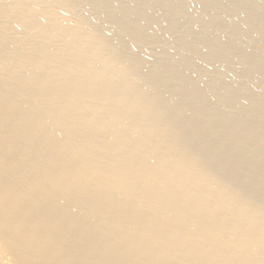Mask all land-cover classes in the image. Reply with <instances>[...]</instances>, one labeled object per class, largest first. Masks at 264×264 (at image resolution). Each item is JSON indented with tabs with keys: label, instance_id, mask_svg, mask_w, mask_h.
I'll return each mask as SVG.
<instances>
[{
	"label": "bare ground",
	"instance_id": "6f19581e",
	"mask_svg": "<svg viewBox=\"0 0 264 264\" xmlns=\"http://www.w3.org/2000/svg\"><path fill=\"white\" fill-rule=\"evenodd\" d=\"M100 1L0 0V264H264V0Z\"/></svg>",
	"mask_w": 264,
	"mask_h": 264
},
{
	"label": "rangeland",
	"instance_id": "374dc122",
	"mask_svg": "<svg viewBox=\"0 0 264 264\" xmlns=\"http://www.w3.org/2000/svg\"><path fill=\"white\" fill-rule=\"evenodd\" d=\"M82 1L84 2V0H82ZM85 1H86V0H85ZM102 1H104V2H102ZM129 1H131V0H129ZM132 1H133V0H132ZM132 1H131V2H132ZM138 1H139V0H138ZM100 2L105 3L106 1H105V0H101ZM107 3H108V1H107ZM114 3H116V2H114ZM140 3H141V4H140ZM111 4H113V3L111 2ZM139 4H140V5H139ZM137 6L140 7V8H142V7H143V2H138ZM156 6H157V5H156ZM156 6H155V8H154V6H153V9H155V11L159 10V9H156ZM151 7H152V6H151ZM151 7H150V8H151ZM159 7H161V6L158 5L157 8H159ZM80 9H81V8H80ZM80 9H79V7H77V9H75V10L73 11L72 15H76V14H77L76 16H73V17H77V16L79 17V15H81V14L84 12L83 9H82V10H80ZM125 9H126V10H125ZM125 9H124L125 12H129V10H130L131 8L128 9V6H127ZM127 9H128V11H127ZM142 9H143V8H142ZM142 9H141V10H142ZM147 10L149 11L150 9L148 8ZM184 10H185V9H184ZM184 10H182V11L180 10V11H181V12H184ZM76 11H77V12H76ZM79 11H80L81 13H80ZM89 11H90V12H89ZM89 11H88V10L86 11V15H87V17H86V23H85V22L83 23L84 28H86V27L88 26L87 24H91L92 21H94V19L92 20L91 17H94V16H95V15H94V14H95V11H94V12H93V10H89ZM130 11H131V10H130ZM151 11H152V13H153V14H152V17L156 18L155 15H154L155 11H154V10H151ZM153 11H154V12H153ZM75 12H76V13H75ZM92 12H93V13H92ZM181 12H180V13H181ZM79 13H80V14H79ZM89 13H91V15L93 14L94 16L89 15ZM119 13L121 14V12H119ZM123 13H124V12H123V10H122V14H123ZM129 13H130V12H129ZM149 13H150V12H149ZM124 14H127V13H124ZM124 14H123V15H124ZM139 14H140V13H139ZM139 14H138V16H139ZM175 14H176V13H175ZM175 14L172 13L171 15H172V16H173V15L175 16ZM153 15H154V16H153ZM171 15L167 17L166 21H168V22H166V23L164 24L165 27L167 26L166 24H168V27H166L167 29H169V28L171 27V24H170V26H169V23H171L172 20L174 21V19H173L174 16L172 17ZM224 16H226V14H225ZM224 16H223V17H224ZM89 17H90L91 19H90ZM152 17H151V23H152ZM175 17H177V16H175ZM175 17H174V18H175ZM223 17L220 19V20H222V21L220 22L219 25H221V23H223L224 20H226V19L228 20L230 16H226V18H225V17L223 18ZM227 17H228V18H227ZM87 18H88V19H87ZM154 18H153V20H154ZM170 18H171L172 20H170ZM175 20H176V18H175ZM227 20H226V21H227ZM247 20H249V19H246V21H245L246 24H247ZM88 21H91V22L87 23ZM155 21H156V19H155ZM169 21H170V22H169ZM173 21H172V26L176 27V25H178V26L176 27V29H177L178 31L181 30L180 33L178 32L179 37H180V34H181V32H182L184 38L182 39V36H181V39H182V41L185 40V39H186V38H185V37H186L185 34H187V33H186V32H187L186 29H187V28H190V25H191V28H193V26H192L193 24H191L190 22H189V23H186V22L184 21V22H178V24L175 25V23H177V22L174 23ZM243 22H244V21H243ZM153 23H154V22H153ZM179 23H180V26H179ZM181 23H182V24H181ZM183 23H184V24L186 23V26H187V24H188V25L190 24V25H189L188 27H183ZM173 24H174V25H173ZM243 24H245V23H243ZM243 24H242V22H241V24H240V28H243V27H244ZM181 25H182V28H184L186 31L183 30L182 28L180 29ZM242 25H243V26H242ZM241 26H242V27H241ZM88 27H89V26H88ZM178 27H179V28H178ZM191 28H190L189 30H191ZM179 29H180V30H179ZM165 30H166V29H165ZM189 30H188V31H189ZM183 31H184V32H183ZM182 34H181V35H182ZM114 36L117 38V35H116V34H114ZM115 37H114V39H116ZM175 37H176V38H175ZM175 37H174L173 39H175L176 41H177V39H179V40H180L179 42H181V39H180L179 37H177V35H176ZM199 37H201V36L199 35V36L197 37V35H196V36H195V39L197 40V38H198V40H199V39H200ZM192 39H194V37H193ZM192 39H190L191 42H192ZM195 39H194V40H195ZM175 40H174L173 42H176ZM194 40H193V41H194ZM196 40H195V41H196ZM198 40H197V41H198ZM195 41L193 42V44H192L190 41H189V43H191L192 45H196L198 42L196 41V42H197V43H196ZM199 41L201 42V40H199ZM177 42H178V41H177ZM194 43H196V44H194ZM228 43H229V45H228ZM228 43L224 45L225 47L228 45L226 48H228V47L230 46L231 41L228 42ZM198 44H199V43H198ZM198 44H197V45H198ZM233 44H234V42L231 43V46H230V47L234 49V46H232ZM234 45H235V44H234ZM159 46H160V47H159ZM161 46H163V49H162ZM136 47H137V46L132 47V48H133L134 50H138V49H136ZM164 47H165V48H164ZM166 47H167V45H166V46H165V45H158V47H157V46H156V48L154 47L156 50L154 49L155 51H153L152 53H153V54H154V52H155V54L158 53V52H159L158 49H160V48H161V49H160V53H163L162 51L165 50V49L167 50V48H168V51H169V47H167V48H166ZM138 48H139V47H138ZM224 49H225V48H224ZM161 50H162V51H161ZM166 50H165L164 52H166ZM228 50H230V49H228ZM148 51H152V50H148ZM148 51H147V53L150 54V52H148ZM231 51H232V50H231ZM147 53H146V54H147ZM235 55H236V54H235ZM235 55L233 54V56H234L233 58H236V57H237V56L235 57ZM150 56H151V54H150ZM236 59H238V58H236ZM210 63H211V62H210ZM207 64H208V65H206L207 68L211 67V69H213V67H214V69H215V67L217 66V64H216L215 66H213V63H211V64L207 63ZM239 65H240V67H242L241 64H239ZM212 66H213V67H212ZM240 67H239V66L236 67L238 70H236V72L234 71L235 75H239V73H240V75H241V74H245V73H244V72H245L244 70H241L242 73L239 72L240 69H241ZM216 68H217V69H216V70H217L216 72L218 73V71H219L220 69L218 68V66H217ZM67 69H68V68H67ZM214 69H213V70H214ZM243 71H244V72H243ZM215 77H216V76H215ZM215 77H214V78H215ZM212 78H213V76L211 77V79H212ZM214 78H213V79H214ZM251 78H253L255 81H257V80H256L257 78H254V77H251ZM251 78H250V82L248 83V84H250V85H251L253 82H255V81L252 80ZM247 81H249V80H247ZM252 81H253V82H252ZM251 82H252V83H251ZM233 84H234V83H233ZM246 84H247V83H246ZM248 84H247V85H248ZM234 85H235V84H234Z\"/></svg>",
	"mask_w": 264,
	"mask_h": 264
}]
</instances>
